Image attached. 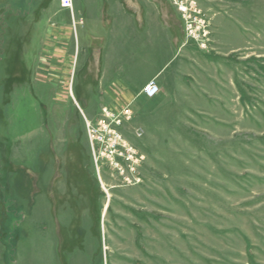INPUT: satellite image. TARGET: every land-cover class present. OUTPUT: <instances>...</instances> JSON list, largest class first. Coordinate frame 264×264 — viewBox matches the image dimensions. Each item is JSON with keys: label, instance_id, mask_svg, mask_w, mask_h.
Masks as SVG:
<instances>
[{"label": "rangeland", "instance_id": "1", "mask_svg": "<svg viewBox=\"0 0 264 264\" xmlns=\"http://www.w3.org/2000/svg\"><path fill=\"white\" fill-rule=\"evenodd\" d=\"M69 1L0 0V264H264V0H159L183 88L138 114L85 74L115 5Z\"/></svg>", "mask_w": 264, "mask_h": 264}, {"label": "crops", "instance_id": "2", "mask_svg": "<svg viewBox=\"0 0 264 264\" xmlns=\"http://www.w3.org/2000/svg\"><path fill=\"white\" fill-rule=\"evenodd\" d=\"M107 4L115 6L112 9L109 5L107 13L98 11V45H90V52H96V61H93V67L88 63L84 67L85 74L90 72L97 78L99 108L106 106L113 111H121L131 105L133 112L138 114L146 104L160 101L168 95L166 86L171 83V80L162 79L163 69L178 56L179 63H176L170 76L175 80L173 88L180 93L183 88L184 52L176 37V19L166 6L159 0H109ZM163 52L160 62L158 60ZM123 54L126 60H123ZM142 61L144 65L147 63V76L139 82V86H135V74L143 67ZM151 80L155 81L159 90L154 97L147 98L141 91ZM98 115L99 112L93 119L89 120L86 116L85 119L90 124L97 120Z\"/></svg>", "mask_w": 264, "mask_h": 264}, {"label": "built area", "instance_id": "3", "mask_svg": "<svg viewBox=\"0 0 264 264\" xmlns=\"http://www.w3.org/2000/svg\"><path fill=\"white\" fill-rule=\"evenodd\" d=\"M69 0H63V4L64 5H68L69 4ZM183 7V6H182ZM184 8V7H183ZM158 90H159V87H158V85L155 83V81L154 80H151L146 86H145V88H144V94L147 96V97H152V96H154V95H156L157 94V92H158ZM104 111V114H110V115H113V114H111L110 112L108 113V111H105V110H103ZM115 115V114H114ZM116 118V117H115ZM113 119V122H114V124H117L118 122H119V119ZM104 120V119H103ZM115 121L117 122V123H115ZM85 123H86V126L87 127H89V128H91L90 126H91V124H89L87 121H86V119H85ZM97 123H98V120H97ZM101 123H103L102 121H101ZM103 125V127L106 129V130H110L112 133H113V139L111 140V142H110V144H111V146H115L116 145V143H119L118 141H119V135L118 134H116V129L114 128V127H110L108 124H105L104 125V123L102 124ZM94 130H92V132H93ZM92 138H95V136L92 134Z\"/></svg>", "mask_w": 264, "mask_h": 264}, {"label": "bare ground", "instance_id": "4", "mask_svg": "<svg viewBox=\"0 0 264 264\" xmlns=\"http://www.w3.org/2000/svg\"><path fill=\"white\" fill-rule=\"evenodd\" d=\"M80 105L78 104V107H79ZM80 108V107H79Z\"/></svg>", "mask_w": 264, "mask_h": 264}]
</instances>
